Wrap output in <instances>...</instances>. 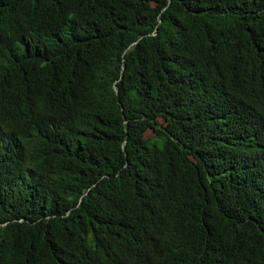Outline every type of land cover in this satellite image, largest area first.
Instances as JSON below:
<instances>
[{
	"label": "trees",
	"instance_id": "16d2710c",
	"mask_svg": "<svg viewBox=\"0 0 264 264\" xmlns=\"http://www.w3.org/2000/svg\"><path fill=\"white\" fill-rule=\"evenodd\" d=\"M0 264H264V0H0Z\"/></svg>",
	"mask_w": 264,
	"mask_h": 264
},
{
	"label": "rangeland",
	"instance_id": "374dc122",
	"mask_svg": "<svg viewBox=\"0 0 264 264\" xmlns=\"http://www.w3.org/2000/svg\"><path fill=\"white\" fill-rule=\"evenodd\" d=\"M150 135H151V131H147L144 136L146 137V136H150Z\"/></svg>",
	"mask_w": 264,
	"mask_h": 264
}]
</instances>
